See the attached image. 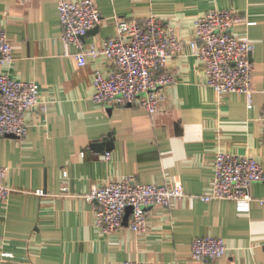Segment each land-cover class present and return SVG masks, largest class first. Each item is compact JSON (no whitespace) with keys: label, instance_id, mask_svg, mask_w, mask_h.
Masks as SVG:
<instances>
[{"label":"crops","instance_id":"1","mask_svg":"<svg viewBox=\"0 0 264 264\" xmlns=\"http://www.w3.org/2000/svg\"><path fill=\"white\" fill-rule=\"evenodd\" d=\"M95 2L102 20L84 36L87 43L114 36L115 16L156 14L174 27L184 42L166 64L175 81L154 113L96 103L93 72H106L110 62L98 56L78 65L72 43L66 53L58 0H0V27L13 45V59L0 63V71L40 87L37 105L25 114L26 138L0 137V166L8 168L5 183L12 188L0 200V264H264V202L257 200L264 198L263 182L249 185L248 204L182 197L170 209L149 206L141 231L124 223L102 233L94 224L96 202L83 196L124 175L141 183L181 181L186 193H201L212 181L217 151L251 155L264 165V0ZM225 8L245 19L234 34L254 41L250 106L244 93L218 95L209 87L188 44L198 15ZM200 235L223 237L225 254L212 262L193 258L191 243Z\"/></svg>","mask_w":264,"mask_h":264},{"label":"built area","instance_id":"2","mask_svg":"<svg viewBox=\"0 0 264 264\" xmlns=\"http://www.w3.org/2000/svg\"><path fill=\"white\" fill-rule=\"evenodd\" d=\"M58 16L66 53H70L67 46L74 44L77 49L72 54L78 65L98 56H104L110 62L106 72L100 69L93 72L92 99L96 103L136 104L150 113L158 109L164 99L163 89L175 81L166 64L181 52L184 44L174 27L156 14L143 20L115 16L114 36L98 43H87L84 36L102 20L95 0H58ZM244 20L234 8L208 10L196 18L195 37L188 44L191 53L203 64L206 84L218 95L244 93L250 106L254 41L233 32L234 27ZM12 59V42L6 30L0 27V63H9ZM39 94L36 81L15 78L0 71V137L10 134L20 140L26 138L29 125L25 114L37 105ZM262 120L264 122V113ZM108 155L107 152L106 157ZM7 171L6 166H0V200H5L12 191L5 183ZM253 182L264 183V165L255 157L217 151L213 159L212 181L201 193H186L181 181L171 185L141 183L132 175H124L93 187L83 196L96 202L94 224L102 233L117 231L124 225L127 206H132L128 226L141 231L146 225L149 206L170 209L172 200L182 197H187L190 203L194 199H231L248 204L254 199L248 191ZM67 189L66 185L62 187V190ZM257 200L264 202V198ZM2 240L0 233V244ZM225 251V241L219 236L200 235L191 243L192 257L203 262L215 261ZM109 264L143 263L134 260Z\"/></svg>","mask_w":264,"mask_h":264},{"label":"water","instance_id":"3","mask_svg":"<svg viewBox=\"0 0 264 264\" xmlns=\"http://www.w3.org/2000/svg\"><path fill=\"white\" fill-rule=\"evenodd\" d=\"M108 146V145H107ZM108 148V147H107ZM132 211V206H127L126 208V213L124 216V223H127V219H128V214Z\"/></svg>","mask_w":264,"mask_h":264}]
</instances>
